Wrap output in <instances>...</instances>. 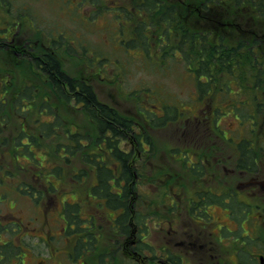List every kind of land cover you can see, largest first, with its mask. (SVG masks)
<instances>
[{
    "label": "rangeland",
    "instance_id": "374dc122",
    "mask_svg": "<svg viewBox=\"0 0 264 264\" xmlns=\"http://www.w3.org/2000/svg\"><path fill=\"white\" fill-rule=\"evenodd\" d=\"M139 1L28 0L25 5L28 8H20L19 12L21 2H18V6L9 11L14 14V23L10 26L14 28L18 24L26 27L27 39L38 37L47 44L49 39L59 38L64 33V40L69 42L70 37L76 48L80 43L78 36L82 44H90L86 48L87 55L82 48L78 51L79 55L83 54L86 63H82L77 56L75 60L65 61L64 68L67 73L74 71V76H79L88 64V57L91 63H103L102 75L105 78L111 76L112 81L109 82L113 85L99 76L91 85L95 86L101 102L131 119L134 126L129 132L121 134L119 129L113 135L105 133L107 130L101 132L99 122L92 119L94 116L98 118L99 114L91 117V113L84 109L76 110L74 100L68 98V90L58 88L62 99L47 97L52 92V85L46 86L48 75L38 73L29 58L1 53L3 75L6 77L5 69H8L12 73L10 84L12 80L16 82L14 88L0 85V103L7 102L6 106L2 103L4 108L0 104V131L6 137L1 136L0 140V180L5 177V182L0 184V216L36 227V234L45 235V239L62 234L71 243L80 244L83 239L94 241L97 237L99 242L94 241L95 251H101L103 240L102 245H109L108 250L113 257L110 258L111 264H145V261L134 263L136 261L132 262L118 252L116 241L123 238L117 230L129 228L130 224L133 229L142 226L136 238L143 234L146 243L154 244L160 226L168 228L165 224L168 202L165 198L156 202L159 189L154 188L151 182L153 180L154 185H159L156 180L162 179L160 195L165 194L166 185L173 183H165V172L161 174L156 170L159 165L162 170L188 176V161L205 160V155L212 153L207 151L210 146L221 147V158L228 161L233 149L238 146V150H248L244 154L250 162L251 177L254 184L260 187L254 192H262L264 198V57L257 54L256 57L246 58L247 54H253L244 50L234 53L237 41L230 37L218 41L220 48L217 51L212 49L215 40L206 38V48L201 51L199 44L202 40L198 39V34H193V30L190 37L184 33L169 34L161 31L169 24L164 17L160 25L152 21L153 17L166 15L165 11L154 15L156 8L163 9L160 8V1L155 4L151 0L153 4L148 7L141 5L142 11L137 10ZM147 11L149 13L146 14ZM19 13L24 24L17 17ZM261 18L264 19V16ZM58 45L62 43L54 47ZM224 48L225 52L230 49V56L235 57L232 61L228 57L229 63L221 64ZM57 49L61 55L65 53V49ZM211 49L217 58L207 63V58H211ZM239 54L241 56H237ZM25 78L29 81L25 82ZM27 90L26 96L31 97L19 99L21 91ZM118 97L120 99H112ZM80 106L77 104L78 109ZM142 126L149 130L144 144L146 152H143L140 140L134 139ZM25 132L31 135L32 146ZM104 134L109 136L108 141L113 140L120 149L131 153L132 171L140 177L133 185L136 186L135 195L128 190L131 182L127 183L118 175L119 179L113 182L111 190L123 193V197L113 194L109 203L93 196V187L99 183V165L121 173L116 171L119 164L114 157L111 159L109 142L102 138ZM14 135H19L14 139L16 142H9ZM76 138L79 139L76 141ZM77 142L82 147L77 146ZM7 175H10V182ZM36 175L40 179H35ZM150 177L152 180H149ZM23 183L45 191V197L42 195L38 199L35 196L41 201H30L28 195L23 194ZM226 184L229 189L236 185L234 182ZM197 189L196 183L183 181L178 198L182 207H186L192 197H198L195 194ZM107 190L106 187L100 191L106 194ZM262 201L259 199L256 202ZM233 205L236 210L237 204ZM64 209L70 210V214L79 213L80 221L85 220L76 228L83 236L71 226L64 232L69 219L66 216L63 220ZM222 213V220L227 221V216ZM183 218L189 223L185 215ZM209 226L213 223L210 222ZM162 235L165 236L164 233ZM51 241L53 244L48 246L47 242L43 243L37 237L28 238L31 251L49 262H57L59 258L56 256L64 249L69 250L70 244L59 243L57 237ZM227 243L225 240L224 244ZM58 246L59 251L55 252Z\"/></svg>",
    "mask_w": 264,
    "mask_h": 264
},
{
    "label": "flooded vegetation",
    "instance_id": "af4514ba",
    "mask_svg": "<svg viewBox=\"0 0 264 264\" xmlns=\"http://www.w3.org/2000/svg\"><path fill=\"white\" fill-rule=\"evenodd\" d=\"M27 1L0 0V85L1 87L9 85L11 88H14L16 82L11 79L12 85L10 84L12 73L8 69H5L6 77L3 75L1 70V67H3L1 65V53L16 55L23 59L29 58L34 63V67L38 73L48 75L46 86L47 84H51L54 92L52 91L50 96L47 97L49 99H62L58 90V88L62 87L63 90H68V98L70 100L73 99L75 102V106L71 103L69 105L77 109L78 99L83 100H81L82 106L85 104L84 95L78 93V87L73 90L70 82L62 79V72L69 80H73L75 83L80 82L87 86L94 84L95 78H98V76L102 80L107 79L108 84H112L109 82L112 81V77H103V63H91L89 57L86 59L88 64L85 65L79 77L74 76V71H72V74L67 73L66 69L64 71L65 61L75 60L74 58L79 56L82 59L81 62H85L83 54L79 55L78 51L82 48L87 55L88 51L86 48L90 44H82L79 36L80 43L77 42L78 48L74 47L72 43L73 39L68 35L69 42L64 40L66 36L64 33H61L59 38H56V36L53 39H49V43L45 44L38 37L27 39L28 29L26 27L24 28L18 24L14 28L11 27L10 23H14L12 19V15L14 14L9 12L10 9L16 8L18 2H21V4L23 2L25 6ZM153 1L155 4H158L160 1V6H166L174 20L184 22V34L187 37H190L191 30H193V34H198V39L202 40L199 44L201 51L206 48V38L210 41L214 39L216 44L213 46H219L218 41L221 42L222 38L230 37L235 38L237 41L236 50H244L248 53L254 48L252 37L256 35V38L260 39V41L255 46L264 52V30L257 28L255 31L254 29L257 26V24L254 26V23H262L264 25V19L261 18L264 16V0L261 3L263 8L262 16L261 14L254 16L255 9L253 8V4L256 2L252 0ZM139 2L143 6L153 4L151 0H141ZM21 4L18 9L19 12L21 11L20 8H28V6L21 7ZM156 11L154 10V12ZM17 17L22 22L20 13ZM238 35L242 40L246 39L245 43L238 40ZM59 42L62 45L54 47ZM57 48L65 49V53L61 55ZM219 48L214 50L217 51ZM50 55L54 56L58 62L57 69L51 66ZM67 66L74 69L76 67L75 65ZM28 81L29 79L25 78V82ZM94 87L92 91L96 94ZM27 92L28 90L25 92L21 91L19 95L21 99L31 97V95L26 96ZM96 97L99 99L97 94ZM112 99H120V97ZM109 131L115 133V131L110 129L105 131V133ZM147 131L149 130L140 129V132L136 133V137L134 138L140 140L142 147H144L148 136ZM218 138L220 139V137ZM110 141L113 143V140ZM134 142L137 145L139 144L137 141ZM212 147L210 146L207 149V151L212 153L210 156L205 155V160L188 161L186 167L188 176L176 175L166 171L165 183H177V185L172 186L168 184V189H171V192L159 197H165L166 202H168L166 206L167 217L165 219V224L168 228L165 229L163 226H160L154 244L146 243L143 240V234L140 235V240L136 238L139 230H142V226L139 227L140 229H133L130 226L128 230L126 228L117 230L123 238L122 241H116L118 252L122 253L130 261H136L134 263L145 261V264H264V198H262V192H254V190L260 187H258V184H254L251 177L250 168L248 167L250 162L246 158L247 155H245L248 150H241V148L238 150V146H236V149H233L231 159L228 161L221 158V147L219 149L216 146ZM111 149L121 150L115 143H113ZM227 163L230 165L228 166ZM238 168L240 169L238 170ZM227 173H230V175H227ZM137 180L139 181L140 177L137 176ZM160 180L162 179L158 178L156 181L163 183ZM183 181L196 183L198 186V189L195 190V194L198 197H192L186 204V207H182L181 199L178 200L182 193L179 191L180 184L183 185ZM226 182L231 184L234 182L236 185L229 189L230 186ZM228 189L229 191L227 192ZM23 194L24 196L28 195L27 197L32 200H36L35 196H38V199L42 195L45 197V191L36 190L32 185L26 186ZM112 194L106 193L103 195ZM133 194L136 195V193ZM122 195L123 193L121 192L117 193L119 197ZM259 199L263 200L262 203L256 202ZM233 204H237L236 210ZM222 212L227 216V221L222 220ZM184 215L187 217L189 223L183 218ZM0 217L2 218L0 220V264H111L110 258L113 259L110 255L111 252L108 250L109 245H105L104 243L102 245L103 240H101V251H95L96 244L94 241L99 242L98 238L95 237L94 241L83 239L80 244L71 243L70 240L66 239L65 245L67 243L70 244L69 250L65 251L64 249L60 255L56 256L59 258L57 262H49L30 250L28 238L30 236L37 237L40 241L43 243L47 242L48 246H50L53 242L49 239H52L53 236L45 239V235L36 234L38 230L36 227L12 221L4 216ZM210 222L213 223V226H209ZM75 226L77 228V224ZM76 228L75 232H78ZM90 228L88 227V229ZM32 231L35 232L30 233ZM64 232H66V229H64ZM163 233L165 236L162 235ZM80 236H83V234L80 233ZM56 237L63 236L60 234ZM225 240L228 241L227 244H224ZM237 245L241 248H238ZM259 246L263 248H259ZM112 247H115V245H112ZM154 250L156 251L155 254L153 253ZM54 251L58 252L59 246ZM117 264L119 263L117 262Z\"/></svg>",
    "mask_w": 264,
    "mask_h": 264
},
{
    "label": "trees",
    "instance_id": "16d2710c",
    "mask_svg": "<svg viewBox=\"0 0 264 264\" xmlns=\"http://www.w3.org/2000/svg\"><path fill=\"white\" fill-rule=\"evenodd\" d=\"M246 1H251V0H246ZM252 1H255L256 3H254V9H255V13H254V16H257L259 14H262V0H252ZM160 8H163V9H159V8H156L155 10H157L156 14H160V12L164 13L163 11L166 12V15L165 16H158V17H155L156 18V23L158 25H160L159 23H161L160 19H163V17L166 19V21H169V24L168 26H166L162 31H167V33L171 34L173 32L175 33H178V34H182V33H185L184 31V22L183 21H176L172 18L171 16V13L169 10H167L166 7L164 6H160ZM264 13V12H263ZM155 14V15H156ZM257 24V26H255ZM175 25V26H174ZM254 29L256 31L257 28H262L264 30V25L262 23H254ZM183 35V34H182ZM181 35V36H182ZM257 36L255 35L253 38V46L254 48L250 51V53H252L253 55H250V54H247L246 55V58H248L249 56H257V54H259L261 57L263 56V53L261 50H259L255 45H258L260 39H257L256 38ZM229 39H235V38H229ZM238 40L241 41L242 43H245L246 39L242 40L239 35H238ZM184 43V42H183ZM182 43V44H183ZM220 46H213L212 49H216ZM224 47V46H223ZM222 47V48H223ZM211 49V53H210V56L211 58H207V63H212L213 62V58L216 59V55H215V52H213V50ZM225 48H224V52H222V57H221V61L222 62L221 64H226V61L227 63H229V60H227L228 57L231 58V61L232 59L235 57V56H230L232 55L230 49L228 52H225ZM236 52V49H234V53ZM249 53V52H248ZM237 56H241V54L237 55ZM49 59L51 61V66L54 68V69H57L58 68V62L56 61V59L54 58V56H49ZM208 71V70H206ZM61 77L62 79H64V81H68L70 82V84L72 85L73 87V90H75L77 87H78V90H79V93H82L84 95V101H85V104H84V109L87 111V112H90L91 113V116L95 115V113H98L99 116L98 118L97 117H93L92 119H95L99 122L100 124V131L103 132L104 130H113L115 131V134H117V131H118V128L121 127L125 132H129L130 130H132L133 128V122L131 121V119H128L125 117V115L121 114L120 112H118L116 109L114 108H110V106H107L106 104H102L99 102V100L97 99L96 97V94H94V92L92 91L93 87L90 85V86H87V85H84L80 82H74L73 80H69L66 75L62 72L61 74ZM52 91L54 92V89H53V86H52ZM87 97V98H86ZM82 99H78L77 102H82L81 101ZM1 106H3V104L1 103ZM74 140V139H73ZM109 142V145H110V151L111 154L114 155V158H116L120 163H121V173L119 175H121L125 181L127 183H130L133 179V173H132V169H131V153H126V152H121L117 149H114V151L111 149V147L113 146L112 142L111 141H108ZM77 146L79 147H82L81 143L77 142L76 143ZM73 146V145H71ZM72 155V154H71ZM67 157V156H66ZM100 166V171L98 172V177H99V187L98 189L96 190V188L94 189V191H98V190H101L102 188H108L107 192L108 191H112L111 190V186H110V180L116 175V172L115 171H112L111 168H108L106 166ZM117 171V169H116ZM128 193V190L125 194ZM110 197L109 196V199L108 201L110 202Z\"/></svg>",
    "mask_w": 264,
    "mask_h": 264
}]
</instances>
